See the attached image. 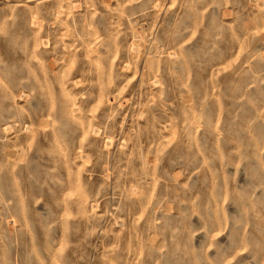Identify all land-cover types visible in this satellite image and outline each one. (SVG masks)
<instances>
[{"label":"rangeland","instance_id":"rangeland-1","mask_svg":"<svg viewBox=\"0 0 264 264\" xmlns=\"http://www.w3.org/2000/svg\"><path fill=\"white\" fill-rule=\"evenodd\" d=\"M0 264H264V0H0Z\"/></svg>","mask_w":264,"mask_h":264}]
</instances>
